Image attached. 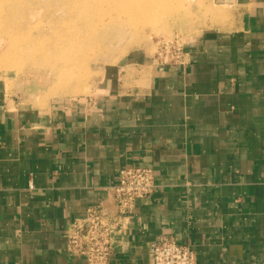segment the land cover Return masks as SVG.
Listing matches in <instances>:
<instances>
[{
	"label": "crops",
	"instance_id": "crops-1",
	"mask_svg": "<svg viewBox=\"0 0 264 264\" xmlns=\"http://www.w3.org/2000/svg\"><path fill=\"white\" fill-rule=\"evenodd\" d=\"M199 1L182 64L132 57L91 96L44 102L0 80V264H88L67 229L130 165L157 188L109 264H150L161 235L197 264H264V0Z\"/></svg>",
	"mask_w": 264,
	"mask_h": 264
},
{
	"label": "rangeland",
	"instance_id": "rangeland-1",
	"mask_svg": "<svg viewBox=\"0 0 264 264\" xmlns=\"http://www.w3.org/2000/svg\"><path fill=\"white\" fill-rule=\"evenodd\" d=\"M202 7L199 0H0V15L9 16L0 23V80L41 102L89 97L105 67L155 58L159 42L193 35L209 14Z\"/></svg>",
	"mask_w": 264,
	"mask_h": 264
},
{
	"label": "built area",
	"instance_id": "built-area-1",
	"mask_svg": "<svg viewBox=\"0 0 264 264\" xmlns=\"http://www.w3.org/2000/svg\"><path fill=\"white\" fill-rule=\"evenodd\" d=\"M160 64L184 63L183 44L164 40L157 44ZM157 188L153 167L130 165L119 171V180L109 188L104 201L90 207L83 217H75L67 229V250L70 255L85 259L88 264H109L115 236L132 217L136 201L150 196ZM150 264H197L196 252L178 243L172 235H161L149 244Z\"/></svg>",
	"mask_w": 264,
	"mask_h": 264
},
{
	"label": "bare ground",
	"instance_id": "bare-ground-1",
	"mask_svg": "<svg viewBox=\"0 0 264 264\" xmlns=\"http://www.w3.org/2000/svg\"><path fill=\"white\" fill-rule=\"evenodd\" d=\"M104 1H106V0H104ZM2 5H3V7H5L6 5L5 4H3V3H1ZM5 5V6H4ZM2 9V8H1ZM5 11V10H4ZM4 11L2 10V14L0 15V23H3L4 21H6V19L9 17H7V18H5V14H4Z\"/></svg>",
	"mask_w": 264,
	"mask_h": 264
}]
</instances>
